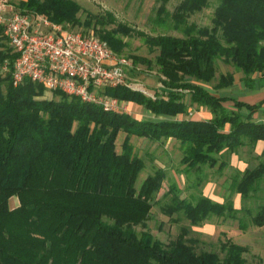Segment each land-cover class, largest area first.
I'll return each mask as SVG.
<instances>
[{"label":"trees","instance_id":"trees-1","mask_svg":"<svg viewBox=\"0 0 264 264\" xmlns=\"http://www.w3.org/2000/svg\"><path fill=\"white\" fill-rule=\"evenodd\" d=\"M211 1L218 3L213 26L188 22L190 14ZM16 5L55 23L85 26L83 31L93 24L91 18L81 20L82 7L76 0H21ZM160 11V20L166 23L170 18L172 28L183 36L150 35L124 23L110 30L93 29L119 54L125 55L128 43L118 35L142 37L158 52L155 63L164 88L155 98L122 86L107 87L104 92L137 103L161 119L106 112L61 91H54L60 100L40 99L46 88L31 79L14 86L11 69L1 71L6 62L12 68L16 54L0 26V264H254L244 257L247 248L231 239L221 242V257L214 251L198 252L186 238V230L168 244L148 230L137 231L136 226H145L151 216L163 173L148 176L136 188L145 161L134 152L130 137L177 139L183 147L182 162L197 170L214 167L219 161L215 154L236 153L245 146L255 150L261 143L260 162L238 171L231 186L244 200L262 189L264 122L255 121L253 115L264 99L251 104L217 96L204 84L216 78L218 59L242 71L250 89L256 85L255 74L264 78V0H182L173 13L165 7ZM95 18L99 25L115 23L111 13L107 21ZM128 57L135 64L151 63L144 57ZM135 72L134 68L131 74ZM234 81L232 73L221 74L215 88L229 87ZM187 91L191 104L211 109V119H171L188 114ZM228 101L236 109L227 108ZM121 132L127 137L119 152ZM221 164L223 168L227 162ZM169 195L162 212L170 217L182 214L192 225L221 217L238 219L246 227L239 217L246 212L250 223L264 226V203L254 212L237 208L231 199L218 202L202 194L189 199L180 195L175 184ZM13 196L20 205L12 209Z\"/></svg>","mask_w":264,"mask_h":264},{"label":"rangeland","instance_id":"rangeland-1","mask_svg":"<svg viewBox=\"0 0 264 264\" xmlns=\"http://www.w3.org/2000/svg\"><path fill=\"white\" fill-rule=\"evenodd\" d=\"M21 0H12L13 3L19 4ZM82 7L79 16L84 22L87 19H93L90 30L107 29L110 30L118 23L127 24L138 31H144L150 35L171 34L183 36L182 32L175 30L171 26V19L166 23L160 20V9L165 7L167 11L173 13L182 0H169L163 3L161 0H76ZM216 1L188 16V22L194 23L200 27L213 26V18L217 6ZM111 13L115 17V23H107L99 25L95 16L105 17L108 20V14ZM166 18L165 14L162 15ZM104 19V20H105ZM85 26H76L74 29L83 30ZM95 28V29H93ZM128 43L124 49L126 56H140L150 60V65L139 62L134 63L131 57L135 74H130L145 84L151 95H155L157 91L163 90L158 75L159 67L155 63L158 52L151 50L145 40L139 36H123L118 35ZM150 66V67H149ZM216 78L205 87L217 96L230 95L239 100L246 102H254L258 96L253 97L251 94L257 90H250L243 81L244 74L235 66L225 63L222 59L216 60ZM232 73L235 81L232 86L216 89L221 74ZM260 76L259 73L254 77ZM191 80V79H190ZM19 86V85H18ZM40 99L60 100L54 92L47 90L39 97ZM185 102L189 105L188 114H180L177 118L183 119H206L213 113L207 107H199L197 104H191V93L185 92ZM227 108L236 109L233 101L224 103ZM128 113L138 119H161L163 116H155L152 112L139 104L128 102ZM207 108V110H206ZM264 108V107H263ZM244 113L246 109H243ZM208 112V113H207ZM256 120L264 119V111L255 114ZM226 129H229L227 127ZM127 135L121 132L117 138V149L122 151L123 143ZM130 142L134 146V152L145 161V168L140 172L136 182V188L140 189L144 180L155 173H163V181L160 189L156 192L153 199V208L151 216L147 220L145 226H136L137 231H150L153 236L164 244H168L183 231H187L186 238L194 248L199 251H214L224 256L221 249V242L231 239L233 242L245 246L247 251L244 253L245 259L249 263L264 264V226L258 227L250 223V215L246 212L239 214L240 218H244L247 226L242 227L238 219L212 217L201 225H192L190 221L182 214H174L172 217L164 214L161 207L170 199L169 190L171 185L175 184L180 189V195L192 199L199 195H205L214 201L225 202L228 199L233 200L237 208L247 207L254 212L257 206L264 203V183L262 189L249 199H243L240 194L234 192L231 186L232 178L238 171L242 172L246 168L255 167L261 160L260 149L255 150L245 146L240 147L236 153L223 151L215 154L218 163L212 166H202L199 170L188 169L187 165L182 162L183 147L179 140L174 138L161 139L153 141L145 137L132 135ZM222 161H226L227 165L221 168ZM10 207L16 208L20 205L19 198L13 196L9 201Z\"/></svg>","mask_w":264,"mask_h":264},{"label":"built area","instance_id":"built-area-1","mask_svg":"<svg viewBox=\"0 0 264 264\" xmlns=\"http://www.w3.org/2000/svg\"><path fill=\"white\" fill-rule=\"evenodd\" d=\"M0 26L16 54L12 68L6 62L1 71L11 69L14 86L31 79L106 112L128 113V101L105 93L107 87L122 86L156 97L131 77L132 59L115 52L95 30H76L43 14L23 12L12 0H0Z\"/></svg>","mask_w":264,"mask_h":264},{"label":"crops","instance_id":"crops-1","mask_svg":"<svg viewBox=\"0 0 264 264\" xmlns=\"http://www.w3.org/2000/svg\"><path fill=\"white\" fill-rule=\"evenodd\" d=\"M255 78H257L256 80V85H255V87L253 88V89H250V90H254V92L257 90V92L256 93H253V94H251V96H253V97H256V96H258V99H256L254 102L252 101V102H248V103H251V104H253V103H258V102H260L261 100H263L264 99V78H260V76H258V77H255ZM245 84V83H244ZM232 86V85H231ZM230 87V86H229ZM247 87V86H246ZM248 88V87H247ZM223 96H230V95H223ZM231 97H233V96H231ZM242 101V100H241ZM244 102H246V101H244ZM131 103V102H130ZM133 104H136V103H133ZM225 105V104H224ZM199 107H204V106H199ZM264 105L257 111V112H259L260 110L261 111H264ZM230 109V108H229ZM206 110H207V108H206ZM244 111V110H243ZM256 112V113H257ZM208 113V112H207ZM248 113V111L246 110V112H245V114H247ZM256 113H254V115H253V119L255 120V121H257V122H264V119L263 120H256L255 119V114ZM180 114H178L177 116H175V117H172L171 119H174V120H179L177 117L179 116ZM213 116L212 115H210V116H208L206 119H211ZM198 120H200V119H198ZM227 127H229V125L227 126ZM259 149H260V153L262 152V149H263V144H259L258 146H257Z\"/></svg>","mask_w":264,"mask_h":264}]
</instances>
